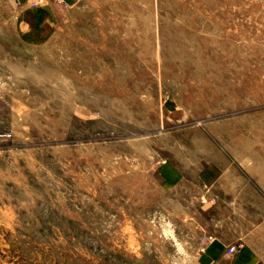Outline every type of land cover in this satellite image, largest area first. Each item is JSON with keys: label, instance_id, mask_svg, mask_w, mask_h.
<instances>
[{"label": "rangeland", "instance_id": "rangeland-1", "mask_svg": "<svg viewBox=\"0 0 264 264\" xmlns=\"http://www.w3.org/2000/svg\"><path fill=\"white\" fill-rule=\"evenodd\" d=\"M208 163L264 175V0H0V264H208Z\"/></svg>", "mask_w": 264, "mask_h": 264}, {"label": "crops", "instance_id": "crops-1", "mask_svg": "<svg viewBox=\"0 0 264 264\" xmlns=\"http://www.w3.org/2000/svg\"><path fill=\"white\" fill-rule=\"evenodd\" d=\"M173 170L167 168L163 179L170 189L185 182L184 174ZM250 170L213 163L202 169L203 209L194 218L207 243L203 256L208 264H264V175ZM249 175L255 183H249ZM232 245L237 252L227 253Z\"/></svg>", "mask_w": 264, "mask_h": 264}, {"label": "built area", "instance_id": "built-area-1", "mask_svg": "<svg viewBox=\"0 0 264 264\" xmlns=\"http://www.w3.org/2000/svg\"><path fill=\"white\" fill-rule=\"evenodd\" d=\"M205 241V239H203ZM237 252V248L236 246L232 245V246H229L228 249H227V253H235Z\"/></svg>", "mask_w": 264, "mask_h": 264}]
</instances>
